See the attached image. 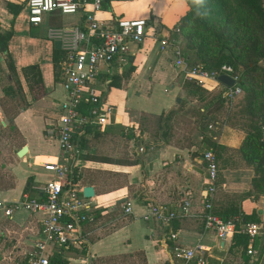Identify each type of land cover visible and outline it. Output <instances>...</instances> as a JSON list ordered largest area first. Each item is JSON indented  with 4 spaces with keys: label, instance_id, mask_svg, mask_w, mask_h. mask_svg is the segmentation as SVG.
Segmentation results:
<instances>
[{
    "label": "crops",
    "instance_id": "crops-1",
    "mask_svg": "<svg viewBox=\"0 0 264 264\" xmlns=\"http://www.w3.org/2000/svg\"><path fill=\"white\" fill-rule=\"evenodd\" d=\"M7 1L13 3L16 13L6 7ZM25 3L26 0H0V33H11L6 56L0 54V199L7 202L24 195L42 199L41 187L50 178L42 162L68 161L60 156L56 141L44 136L45 128L56 122L58 105L64 99L61 74L58 81L54 71V55H59L60 47L47 37V30L83 23L80 11L47 13L41 23L31 24ZM128 4L119 0L105 2L96 15L107 29L122 17L143 18L146 30L154 24L156 33L142 43L128 44L129 62L121 72L115 68L112 74H106L102 70L96 87L107 83L106 100L115 105L117 122L104 131L88 128L82 141L84 153L76 162L81 195L84 196L82 190L86 186L94 191L93 196L85 198L91 202L95 220L82 225V243L64 248L60 256L67 264H113L117 258L129 260L126 264H183L173 255L175 243L166 237L167 230L141 216L149 203L177 208L190 195V215L176 219L171 226L177 232V245L189 248L200 244L205 248L206 264H264L263 238L253 240L260 253L251 258L233 247V241L222 242L214 231L204 230L198 217L206 176L202 153L209 149L200 140L203 133L197 115L201 103L195 97L191 102L186 98L183 79H178L171 60L172 51L161 49L159 43V36L167 37L187 10L185 0H156L154 13L146 18L130 12ZM168 69L175 71L171 70L169 79L173 91L163 97L150 96L149 86L161 80ZM123 71L130 73L121 87H109L112 76ZM149 82L152 83L148 86ZM169 111L174 114L167 129L163 117ZM215 129L208 132L218 145L214 150L218 157L214 206H233L245 215L255 211L264 219V196L239 198L249 190L253 170L240 163L229 164L233 155L222 156L240 145L242 132L225 122ZM23 147L25 151L19 156ZM140 147L144 150L139 151ZM222 159L225 165L220 162ZM125 200L131 201L129 214L122 210ZM45 215L44 211L25 209L15 210L11 217L0 212V264H18L27 259V253L42 236ZM57 248L49 247V257Z\"/></svg>",
    "mask_w": 264,
    "mask_h": 264
},
{
    "label": "built area",
    "instance_id": "built-area-1",
    "mask_svg": "<svg viewBox=\"0 0 264 264\" xmlns=\"http://www.w3.org/2000/svg\"><path fill=\"white\" fill-rule=\"evenodd\" d=\"M114 1L117 0H27L26 3L28 22L34 25L41 23L47 13H83L81 26L47 30L48 38L60 42V85L64 99L58 105L60 114L56 122L45 128L44 136L56 141L60 156L68 161L42 162L44 170L50 173V178L41 187L42 199L27 195L12 202L0 199V212L6 217H11L18 209L44 211L46 214L42 220V236L27 253V264H49V247L80 245L83 240L82 225L95 220L91 202L81 195L76 162L79 155L84 153L81 141L88 128L104 131L107 126L117 122L116 107L106 100L107 83L99 89L96 86L101 81L103 69L106 74H112L114 68L121 72L129 62V43L139 44L146 37L155 35L149 32V28L146 30L147 22L143 18L122 17L115 21L113 28H105L96 14L105 2ZM159 37L160 48L171 49L173 66L183 80L196 81L207 89L221 90L226 104L232 103L241 94L239 75L232 65L221 64L217 68L207 69L192 64L183 55L176 39ZM220 76L231 78L233 83L227 85L221 82L218 79ZM208 126L213 127L212 124ZM143 150V147L139 148V151ZM202 158L206 176L202 210L198 217L203 229L214 231L222 242L232 241L235 234L248 236L246 254L255 258L260 250L254 246L253 240L264 239V219L260 222H241L237 218L223 219L215 213L217 158L211 149L205 150ZM121 205L124 214L132 212L130 200H125ZM190 208V195L180 201L177 208L152 202L141 218L154 220L167 230L166 237L175 243L173 255L183 260V264H206L205 248L200 244L189 248L177 245V232L171 227L176 219L189 216ZM262 256L264 258V250Z\"/></svg>",
    "mask_w": 264,
    "mask_h": 264
},
{
    "label": "trees",
    "instance_id": "trees-1",
    "mask_svg": "<svg viewBox=\"0 0 264 264\" xmlns=\"http://www.w3.org/2000/svg\"><path fill=\"white\" fill-rule=\"evenodd\" d=\"M230 1H233L236 4L237 9L244 13V17L241 19L240 25L243 28H249L251 33L254 34V40L249 45V53L257 56L258 62H255L253 65H248V63L245 61V58L237 55L236 52L231 49L229 52H222L216 58H213L205 53H202L201 48H199V51L203 54V57L200 61L197 60L198 62H196L191 60L190 56L182 49L181 50L185 58L190 63L202 65L207 69L217 68L221 64L232 65L239 75L238 84L242 90L243 83H246L247 80L250 81V85L252 87H254L253 85L255 83H258L262 86L263 95L260 99L257 97V90L255 88H251L248 92L249 95L245 97L243 101L242 109L239 111V115L242 117V121H240L242 122V126H240V124L238 125L240 127L239 129L243 130L244 134L240 145L236 148L246 166L253 170V176L250 181L252 189L243 193L239 198L252 196L254 199H259V197L264 196V4L263 0ZM185 2L187 5V10L170 29L168 37L177 39L176 37H178L179 34L193 27L205 34L213 33V30L209 24V18L212 16L210 15L213 8L212 2L210 0H185ZM6 7L9 10H12L13 13H16L12 2L7 1ZM214 34H219L220 37L223 34V31L219 30L214 32ZM10 36V32L0 33V51L5 56L7 50V41L9 40ZM56 52L58 51L55 50V53ZM61 56V50L58 56H56V54L54 55L55 79L58 81L61 74L58 59ZM239 60L243 64H241ZM129 69L131 70L132 66H130ZM127 73L128 74L123 71L122 73L113 75L108 86L120 88L122 81L127 79L130 72ZM183 88L188 95L194 96L197 101L201 103L199 106V124L201 129H205L204 125H206V122L209 120V118L221 114L222 108H225L224 105H227L224 98L222 97L221 90H216V94L213 96L214 98L212 97L210 100L205 101L204 93H211L212 91L200 86L198 82L184 80ZM210 106H212V108ZM172 114H174V112L169 111L163 117V126H166L167 129L170 126L169 119L172 117ZM215 122L218 121L216 120ZM201 140L203 145L209 149H212L213 151L218 147L216 142L212 141L210 137H206V135ZM232 207L224 209L214 206V212L223 219L237 218L241 222H260L262 220L256 215V213L245 215L241 211H237ZM232 241L233 247L237 249L239 248L240 250L246 252L248 236L243 234H235ZM68 247H71V245L66 244V246L57 248V252L49 257V264H67L68 261L65 258H62L60 253L64 248ZM18 264H27V259L22 260Z\"/></svg>",
    "mask_w": 264,
    "mask_h": 264
},
{
    "label": "rangeland",
    "instance_id": "rangeland-1",
    "mask_svg": "<svg viewBox=\"0 0 264 264\" xmlns=\"http://www.w3.org/2000/svg\"><path fill=\"white\" fill-rule=\"evenodd\" d=\"M119 1L128 2L129 3L128 9L130 12L137 14V16L142 15L145 18L150 16V14L154 13V9L156 7L155 6L156 0H119ZM210 1L213 4V8L210 14L212 16H210L209 18V24L213 30V33L205 34L194 27L190 28L186 30L185 32H182L181 34H179L178 37H176L177 44L180 46V48L186 54L190 56L191 60L196 61V62L202 59L203 57L202 53H205L208 56H211L213 58H216L220 53L222 52L227 53L231 49L235 51L237 55L241 56L242 58H245V61L248 63V65H253L255 62L257 63L258 57L249 53V45L254 40L253 39L254 34L251 33L248 27H247L248 29H246L240 25L241 19H243L244 17V13L241 12V10L237 9V6L233 1H230V0L228 1L210 0ZM263 4H264V0H263ZM219 30L223 31V34L220 37H219V34H214V32H217ZM149 31L152 33H156L154 24L152 25V27H149ZM263 31H264V27H263ZM34 35L41 36L39 33H35ZM199 48L202 49V53H200ZM170 53L172 56L171 57V60H172L173 53L172 52ZM239 62L243 64L240 60ZM171 70L172 69H168L165 72V76L161 78V80H155V83L151 84V86H149V84L152 82L147 83L149 88L152 87L149 90L151 93L150 96L152 95L155 97H163V95H165L167 91L168 92L173 91L172 90L173 88H171L172 80L169 81V79L171 78V73L174 69L172 71ZM174 72L175 71H173V73ZM181 78L182 77L179 75L178 79L181 80ZM181 82H182L181 85L184 86V81L181 80ZM173 83L175 84V87H177L176 82L173 81ZM253 86L254 87L250 85L249 80H247L246 83H243V90L241 94L232 103L224 105L225 108H222L221 114H219L218 116L209 118V120L206 122V125H204L205 129L201 130V133H203V137H205V135L206 137L207 136L210 137L208 132H211V133L215 132L216 130L215 127L218 126L222 122L227 123L230 127L235 128L239 130L240 132H242V134H244L243 130L239 129L240 127L238 125L240 124V126H242V122H240L242 121L241 119L242 117L239 115V111L242 109L243 101L245 97L249 95L248 92L250 91L251 88H255L257 90V97L259 99L263 95L261 85H259L258 83H255ZM137 90L140 91V89H137ZM216 90L211 89L212 91L211 93L205 92L204 93L205 101L210 100V98H212L216 94L215 92ZM186 94L187 93L185 91L186 98H188L190 102L193 101L192 97L194 96L186 95ZM106 98H107V94H106ZM212 106L210 107L212 108ZM199 113L200 112L198 111V114ZM197 118H198V124H199L200 114L197 115ZM216 120L218 121V124L214 123ZM209 123L213 124L212 128H209L208 126ZM124 135L127 136L126 133H124ZM227 155L229 156L233 155V157H230L232 161L228 162L229 164L240 163L242 166H246L245 162L241 159L240 153L238 152V150L234 149L233 151H230V153L224 152V154H222V156H224L223 158H227L226 157ZM217 160H218V157H217ZM220 162L222 163V165H225V162L223 163V159ZM251 189L252 187L250 185L249 190ZM262 207H264V203L262 204ZM255 213L256 212L254 211L252 214H255ZM126 263H130V261L126 259L124 260L123 258H117L113 264H126ZM72 264H82V263H80L79 261H76V262H73Z\"/></svg>",
    "mask_w": 264,
    "mask_h": 264
},
{
    "label": "water",
    "instance_id": "water-1",
    "mask_svg": "<svg viewBox=\"0 0 264 264\" xmlns=\"http://www.w3.org/2000/svg\"><path fill=\"white\" fill-rule=\"evenodd\" d=\"M55 46L57 48H59L60 47V42L59 41H55ZM218 79L221 82H223V83H225L227 85H231L233 83V80L231 78H229V77H226V76H220ZM176 101L179 102V98H176ZM24 151H25V147L21 148L20 151L18 152V155L19 156L22 155ZM82 192H83V195L86 196V197H91L94 194L93 188L91 186L84 187Z\"/></svg>",
    "mask_w": 264,
    "mask_h": 264
}]
</instances>
